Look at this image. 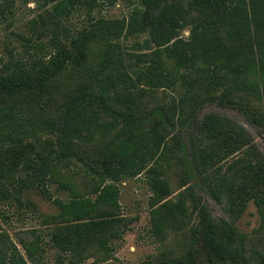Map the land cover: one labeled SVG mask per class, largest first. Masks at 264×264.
<instances>
[{
    "label": "rangeland",
    "instance_id": "1",
    "mask_svg": "<svg viewBox=\"0 0 264 264\" xmlns=\"http://www.w3.org/2000/svg\"><path fill=\"white\" fill-rule=\"evenodd\" d=\"M71 1L0 0V75L12 61L30 63L53 55L54 34L63 41L75 37L92 18L121 19L128 14L130 5L127 0H117L90 14L84 4L76 2L73 6ZM57 5H62L61 14L57 16L58 26H52L47 17ZM189 33L186 28L181 34L188 38ZM156 63L163 76H145L147 67ZM105 64L110 67L108 72L113 66L123 67L126 78L116 80L113 87L106 82ZM199 65L215 69L213 64ZM218 66L221 75L231 77L226 62ZM196 76L193 70L176 67L148 35L140 34L96 39L89 45L85 66L70 64L53 81L59 95L67 96L79 85H85L88 91L110 94L114 102L119 94L124 96L116 100L118 109L139 114L148 125L159 120L169 133L163 153V148L152 152L153 145L130 140V135L136 140L142 137L147 127L123 129L121 123L112 125L110 119H102L99 128L76 145L77 152L84 150L88 163L77 157L60 160L59 136L42 126L56 112L43 111L27 99L13 111L2 107L0 264H159L165 252L172 257L182 255L189 244L190 228L198 222L197 215L192 214L188 191L192 187L209 204L215 217L228 218L224 206L214 201L194 171L186 146L180 145L190 130L191 115L194 111L199 117L217 112L232 118L251 133L263 153L264 130L231 106L208 103L199 110L198 95H219L222 89L206 90L195 84ZM237 78L240 83L258 85L264 92V70L257 61ZM250 96L252 105L264 113L263 94ZM145 150L150 151L145 156V169L136 175L125 173L112 179L98 173L105 158L120 159ZM41 156L45 159L40 163L49 166L43 184L38 174L33 176L26 170L29 160L36 161ZM158 178L170 186L167 197L160 198L153 190L152 182ZM184 183L187 184L183 186ZM85 208L90 210L89 220L83 215L76 222L79 211ZM263 219L251 201L236 222L239 232L247 236V254L254 264L258 261L255 257L264 254ZM77 223L101 224L103 232L81 247H60L54 236H74ZM155 225L160 234H156Z\"/></svg>",
    "mask_w": 264,
    "mask_h": 264
},
{
    "label": "trees",
    "instance_id": "2",
    "mask_svg": "<svg viewBox=\"0 0 264 264\" xmlns=\"http://www.w3.org/2000/svg\"><path fill=\"white\" fill-rule=\"evenodd\" d=\"M127 1L130 2L129 12L121 19L92 18L77 36L64 41L54 34L51 38L54 54L49 58L30 63H8L0 75V109L7 106L13 111L27 99L43 111L56 112L53 117L46 118L42 126L59 136L60 160L77 157L88 163L86 153L83 149L77 152L76 145L98 129L102 119H110L112 125L121 123L123 129L147 127L142 137L136 140L130 135V140L153 145L152 152L160 150L166 145L169 133L159 120L148 125L139 114L118 109L116 100L124 96L119 94L114 102L110 94L88 91L89 87L85 85H79L77 90L64 96L56 93L53 85L68 65H86L89 45L96 39L146 34L176 67L197 73L195 84L206 90L222 89L219 95L206 98L198 95L199 110L208 103L231 106L264 130V113L250 101V94L258 97L263 94L264 97V92L258 85L240 83L237 78L255 61L264 70V0ZM76 2L84 4L91 14L100 6L114 5L117 0H72L71 5ZM61 6H55L54 13L47 17L52 26H58ZM186 28L190 32L188 38L181 34ZM222 61L228 64L226 70L231 71L230 78L228 74L221 75L218 63ZM200 63L213 64L215 69L208 70ZM159 67L158 63L149 65L143 74L163 76ZM109 68L106 64L103 66L106 82L115 87V81H122L126 74L123 67L113 66L111 72H108ZM189 129L180 145L186 146L194 171L214 201L224 206L228 218L215 217L209 204L193 187L189 188L192 214L197 215L198 222L190 228L189 244L182 255L172 257L165 252L159 264H254V259L247 254V236L239 232L236 222L251 201L264 218V153L243 125L217 112L199 117L194 111ZM261 135L264 138V132ZM149 152H134L120 159L105 158L98 173L112 179L125 173L136 175L145 169V156ZM43 159L45 157L41 156L36 161L29 160L26 165V170L33 176L38 174L42 184L49 173V166L40 163ZM186 173L190 175L189 171ZM23 183L27 185L25 179ZM152 187L160 198L170 195V186L162 179H154ZM83 215L89 220L90 210L79 211L75 221L82 220ZM75 226L74 236H54L60 247H81L103 232L101 224L77 223ZM154 230L160 234L158 226L155 225ZM255 258L258 259L256 264H264L263 253Z\"/></svg>",
    "mask_w": 264,
    "mask_h": 264
}]
</instances>
